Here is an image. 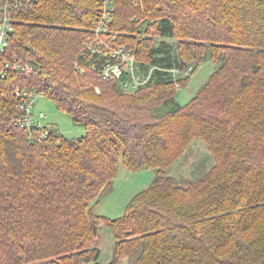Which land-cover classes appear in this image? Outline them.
<instances>
[{"label":"trees","instance_id":"16d2710c","mask_svg":"<svg viewBox=\"0 0 264 264\" xmlns=\"http://www.w3.org/2000/svg\"><path fill=\"white\" fill-rule=\"evenodd\" d=\"M112 1L102 38L131 52L135 76L150 73L133 89L130 72L99 69L116 59L96 39V0H35L7 13L0 264H101L90 247L101 223L114 238L107 264H264V0ZM207 61L208 80L180 103L184 72ZM16 88L47 96L84 133L30 138L14 125ZM195 139L209 156L183 184L169 170ZM120 162L155 176L109 219L95 207Z\"/></svg>","mask_w":264,"mask_h":264},{"label":"rangeland","instance_id":"374dc122","mask_svg":"<svg viewBox=\"0 0 264 264\" xmlns=\"http://www.w3.org/2000/svg\"><path fill=\"white\" fill-rule=\"evenodd\" d=\"M167 41L173 45L176 42L175 39L171 38L167 39ZM213 68L214 64L207 61L195 66L192 72H184L185 74L190 73L189 80L183 87L178 88L177 100L180 103L188 101L198 88L208 80ZM130 88L133 89L132 87ZM39 111L47 115L46 122L50 129L58 130L69 138L79 137L85 131L84 127L74 124L68 115L59 110L55 103L47 96L39 95L37 97L32 112L38 113ZM205 156H209L206 144L201 139H195L183 151L169 172L177 181L184 184L186 179L192 176L191 172L195 164ZM211 162V159H208V163ZM154 176V169L148 168L132 171L125 168L120 162L110 191L97 199L95 211L109 219L121 216L132 197L139 191L147 188L154 179ZM100 226L99 236L90 243V247H98L100 249L98 262L107 264L112 258L114 238L110 230L103 223ZM120 264H126V259H123Z\"/></svg>","mask_w":264,"mask_h":264},{"label":"built area","instance_id":"2783aa9c","mask_svg":"<svg viewBox=\"0 0 264 264\" xmlns=\"http://www.w3.org/2000/svg\"><path fill=\"white\" fill-rule=\"evenodd\" d=\"M35 0H6L3 6V15L0 18V55L3 53L5 47L7 46L8 32L11 29L10 20L8 18V11L10 9H19L23 7L25 3H30ZM98 4L96 19H95V34L98 43L108 47L109 53L112 58L116 61H111L109 59L105 60L100 65V70L103 77L119 76L122 71H128L132 74V81L124 83V86L136 88L139 84L145 82L150 73L141 80L139 77L133 74V62L134 56L130 51L126 50L124 46L109 47L108 43L102 38L101 34L108 32V24L112 19V13L114 10V3L112 0H96ZM111 39H115L112 36ZM93 52L94 50L91 49ZM9 63H6L8 66ZM25 69H29L26 67ZM5 77V74L0 70V80ZM14 94L20 98L18 103L19 109L21 110V116L14 122V125H18L26 130L27 135L30 138H35L38 141L45 139L49 133L50 128L47 125L46 119L47 115L41 111L38 113L32 112L35 106L37 97L41 94L34 90H19L16 88Z\"/></svg>","mask_w":264,"mask_h":264}]
</instances>
